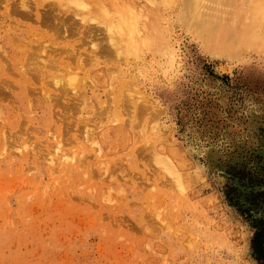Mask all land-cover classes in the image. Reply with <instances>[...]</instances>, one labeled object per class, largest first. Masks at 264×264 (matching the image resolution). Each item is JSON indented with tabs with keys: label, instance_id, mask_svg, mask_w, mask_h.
I'll use <instances>...</instances> for the list:
<instances>
[{
	"label": "rangeland",
	"instance_id": "obj_1",
	"mask_svg": "<svg viewBox=\"0 0 264 264\" xmlns=\"http://www.w3.org/2000/svg\"><path fill=\"white\" fill-rule=\"evenodd\" d=\"M17 1L68 18L48 87L86 99L65 133L0 95V264H264V0H0L6 67Z\"/></svg>",
	"mask_w": 264,
	"mask_h": 264
},
{
	"label": "bare ground",
	"instance_id": "obj_2",
	"mask_svg": "<svg viewBox=\"0 0 264 264\" xmlns=\"http://www.w3.org/2000/svg\"><path fill=\"white\" fill-rule=\"evenodd\" d=\"M199 1L200 0H189V2L193 4L195 11L197 10ZM19 3L17 1V5H15L16 2H14V5L13 6L11 5L12 8L10 7L9 11L11 10L10 12H12L15 15H18L21 18L31 20L32 23L23 24L22 29L19 28L20 25L10 26L8 28V30L14 31L11 37L14 40L15 39L18 40L19 43L23 45H10L9 44L13 48L11 49V54L9 58H7L9 61V65L7 67L4 66V64L0 61V88L1 86L5 85V89H6V91H3V89L2 90L0 89L1 90L0 95L8 93L14 101L17 100V103L15 105H21L25 108H29L31 104L34 103L35 107H39V110L47 111L48 123H44L42 125L43 131H47L48 129H50V126L52 125V123H54L51 120V113H52L51 105L55 104V102H59L55 104V106H58V104L60 105L61 103L62 106H59V107H61L62 112H65L67 114V115L64 113L61 114L63 119H67V122L65 120L67 124L64 126L63 129L65 133H68L69 128H70L68 118L74 115L75 110L79 108L80 104H83L85 102L86 98L84 97V92H81L79 93V95H76L74 97L76 106H71L67 104L65 100H61V98H64L62 97L63 94H61V92L64 93L66 89L63 90L61 86L60 89L58 88L59 95L56 94L54 96V94L52 93V90L48 86L52 84L51 82H52V79L54 78L53 71H59V70L63 71L67 69V70H72L70 71V73H72V72H75L74 70L76 71L79 70V64H77L76 60L74 61L76 62L74 68L68 69L64 64V61H62L61 59L62 58L65 59L64 57L66 58L75 57V56L78 57L80 54L76 53L73 46H70V45H65V44H63L64 46L63 45L58 46L57 44L51 45V46L42 45V43L45 42L44 37H41V38L37 37L41 34H42L41 36L49 37L51 34V33L49 34V30L52 31V36H53V33H59V30L61 28H64L63 33L64 32L67 33V31L69 30V35L70 36L73 35V32L71 31L69 27V24H67L68 18L65 16V17H61L56 20L53 15V11H54L53 7H48L47 9L43 10L40 15L36 12H33V9L29 5H28L29 7L26 6L27 3L25 2L24 4L21 2ZM118 10L125 16V18L131 19L130 6L123 5ZM108 22L110 21L108 20ZM196 26L198 27L199 30L206 29V27H204V24L199 25L196 23ZM40 27H42L45 33H42V31L40 30ZM114 27H116V29L114 30L117 33L124 31L122 35L124 34V37H127L129 40H131V36L133 35V32L137 29V25L130 27V29L129 28L126 29L124 20H122L121 24L117 26L114 25ZM134 27H135V30H134ZM22 30L26 31L24 40L23 38H19V35L21 34ZM66 37H68V34L66 36L63 35L64 41L67 42L69 40L66 39ZM237 39H239V36L238 34H235V35H232L231 37H227L226 39L215 40V45L217 47H225V44H231L233 41ZM47 40L49 39L47 38ZM8 42L10 43L9 38H8ZM101 52L108 53V50L107 48H103ZM61 54H64V56L62 57ZM71 80L73 81L75 80V78L74 79L72 78ZM46 86L47 88H45ZM2 92H5V93H2ZM39 92L40 93L44 92V95L46 96L41 97ZM108 92L110 94V89L108 90ZM36 93H38L39 95L36 96L35 100H33L31 96ZM30 97L32 99H29ZM111 100L113 101V99ZM52 102L54 103L52 104ZM106 108L107 106H105V108H102V109H106ZM70 109H72V111H70ZM65 110H68L70 112L67 113ZM37 114L36 115L40 117L41 114L39 111L37 112ZM36 115H33V116H36ZM63 129L58 128L59 131H63ZM185 165L186 163L182 162L181 167H185Z\"/></svg>",
	"mask_w": 264,
	"mask_h": 264
}]
</instances>
